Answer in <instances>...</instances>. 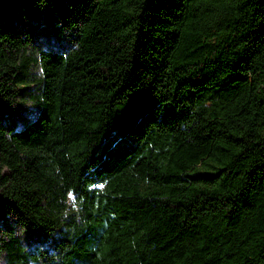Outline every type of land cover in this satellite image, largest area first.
<instances>
[{"label": "trees", "instance_id": "1", "mask_svg": "<svg viewBox=\"0 0 264 264\" xmlns=\"http://www.w3.org/2000/svg\"><path fill=\"white\" fill-rule=\"evenodd\" d=\"M7 111L0 264H264V0H0Z\"/></svg>", "mask_w": 264, "mask_h": 264}, {"label": "rangeland", "instance_id": "2", "mask_svg": "<svg viewBox=\"0 0 264 264\" xmlns=\"http://www.w3.org/2000/svg\"><path fill=\"white\" fill-rule=\"evenodd\" d=\"M54 22L55 26H60V24L57 23V19H55ZM28 24L32 29L30 42L31 47L57 52H65L73 43V32L66 26H61V29L57 31L55 29V26L48 24V14L46 12H40L35 18H30L26 22V25ZM35 73H38V69L35 70ZM13 108L15 109V107ZM35 112L36 111L34 109L28 108L26 112H23L24 116L22 117L21 121L31 119L34 116ZM11 118V113L7 111L5 116L0 115V122L6 125ZM67 202L69 206H75L73 195H68ZM8 217L11 221H16L13 216L8 215ZM16 231L22 242L29 247L41 246L44 244V242H42V240L37 237H29L19 225H16Z\"/></svg>", "mask_w": 264, "mask_h": 264}]
</instances>
